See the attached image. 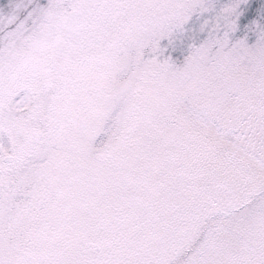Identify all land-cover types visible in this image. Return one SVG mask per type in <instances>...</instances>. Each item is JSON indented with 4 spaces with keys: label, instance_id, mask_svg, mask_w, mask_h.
<instances>
[{
    "label": "snow or ice",
    "instance_id": "1",
    "mask_svg": "<svg viewBox=\"0 0 264 264\" xmlns=\"http://www.w3.org/2000/svg\"><path fill=\"white\" fill-rule=\"evenodd\" d=\"M0 264H264V0H0Z\"/></svg>",
    "mask_w": 264,
    "mask_h": 264
}]
</instances>
